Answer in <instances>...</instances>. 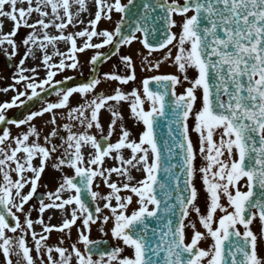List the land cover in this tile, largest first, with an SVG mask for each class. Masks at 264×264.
<instances>
[{
    "label": "snow or ice",
    "instance_id": "1",
    "mask_svg": "<svg viewBox=\"0 0 264 264\" xmlns=\"http://www.w3.org/2000/svg\"><path fill=\"white\" fill-rule=\"evenodd\" d=\"M113 13L120 16L114 29H100L102 21H112ZM34 14L37 18L30 22ZM5 19L13 24L6 34ZM81 25L79 31H67ZM21 28L32 30L22 39L26 51L14 66L12 83L0 89L15 93L10 101L0 102V125H28L16 137L8 127L0 128V254L6 264H36L37 258L45 264V257L47 264H264V0H0V48L9 62L18 55L13 38ZM61 42L67 51L59 50ZM134 42L149 56L167 49L157 61L141 56V71H158L171 61L179 75H153L142 80L141 89L125 92L117 87L114 94L91 98L100 77L75 86L68 84L74 77L54 79L66 69H79V55L94 50L92 73L118 56L131 74L105 73L103 80L128 85L136 80L135 62L120 51ZM109 46L108 53L100 51ZM28 59L40 65L25 67ZM41 66L46 72L42 79ZM189 70L196 73L193 78ZM185 82L190 86L177 94V86ZM49 92L56 102L44 101L41 93ZM74 94L83 99L78 106L70 102ZM34 99L42 101L39 110L29 107ZM121 102L128 103L134 124L142 125L135 138L117 107ZM21 106L26 115L7 117V110ZM102 109L111 116L107 132L100 122ZM45 114L54 127L42 145L32 121ZM58 116L72 122L63 125L67 136L59 146L51 142L58 135ZM160 118H168L162 143L157 134ZM76 124L83 131H73ZM93 128L99 139L89 134ZM192 134L206 162L199 168ZM85 149H91L87 157ZM50 161L61 174L58 186L37 197ZM197 175L207 196L204 214L196 204ZM101 184L109 189L107 194L94 190ZM34 197L40 217L35 220L33 208L25 211ZM49 210L63 214L59 226L50 224L51 215L45 222ZM190 212L203 232L189 219ZM17 213L24 216L23 223ZM97 224L103 236L110 232L114 246L107 239H90L91 226ZM35 225L41 226L40 233ZM74 226L76 242L47 245V234L53 231L71 240ZM29 235L34 248L28 245ZM206 240L210 246L201 248Z\"/></svg>",
    "mask_w": 264,
    "mask_h": 264
},
{
    "label": "flooded vegetation",
    "instance_id": "2",
    "mask_svg": "<svg viewBox=\"0 0 264 264\" xmlns=\"http://www.w3.org/2000/svg\"><path fill=\"white\" fill-rule=\"evenodd\" d=\"M51 32V31H50ZM79 43V41H78ZM22 44V42H21ZM60 51H67L68 45H65L64 43H59L58 46ZM105 49V48H104ZM101 49L100 51L104 52L105 50ZM26 49L25 47H23V49H18V55L14 58L15 59V63H12V67L11 70L14 72L15 71V65L19 62V60L21 59V57L23 56V54L25 53ZM49 54H51L52 51H54V49L51 48V46H49ZM163 53V52H162ZM162 53L159 54H152L151 56L146 55L144 50L142 49V46L137 45V43H133L130 47H123L121 48L120 51V55H130L133 59V61L135 62V71H136V80L134 82H129L128 85L125 86H121L119 85L118 82L116 81H111L109 83H105V82H101L100 85L97 86V88L95 89V91L89 96V98H91L92 96L96 95V94H106V95H111L114 94V89H116L117 87H121L123 91L125 92H129L131 91L133 88H137V89H141V82L143 79L148 78L150 76L153 75H160V74H165V73H155L152 74L151 72H147V71H141V56H148L149 60L151 61H157L162 59L163 57H161ZM39 55V53H38ZM54 62L58 63V57H54ZM87 62H84L83 64H80L81 67L77 70H74L73 72L71 71V69H66L65 71L59 73L54 79L55 80H63L66 77H70V76H88L91 73V70L89 71L88 65L86 64ZM39 60H32V59H28L26 61L25 67H36L38 66ZM112 67L110 68H105L104 71L102 70V74L99 76L100 78L102 77L103 74L105 73H116V74H120V75H124L126 72H128V74H131L130 71L126 70L124 68V65L120 62L119 57L118 56H114V58H112L111 61ZM41 69L43 70V77H45L46 72L45 70L41 67ZM82 73V74H81ZM179 75V73L177 72V69H175L174 74ZM12 75L13 73H11V77L7 78L5 81L1 80L0 81V89L5 88V82L7 83V85L9 86L12 83ZM39 75V74H38ZM188 75V74H187ZM41 78V79H42ZM102 79V78H101ZM75 86V85H73ZM181 86L182 85H178L176 88L177 94H182L181 91ZM190 86V85H189ZM22 87V86H21ZM39 91V90H38ZM15 93L9 91L7 94L4 93H0V102L6 101L7 98H11ZM44 101L46 102H56L57 101V97L55 95H50L48 98H46ZM70 102L72 104V106H78L79 103L83 102L82 97L79 94H74V96L72 98H70ZM110 103H115V102H110ZM41 107V103L39 105H37L36 107H34L32 110H39V108ZM119 108V111L121 112V114L124 117V122H125V126L132 132L133 137H137L139 132H141L143 130L142 125H136L134 124V121L130 118V108L127 102H121L120 105L117 106ZM145 107H147V105H145ZM19 108H12L10 110H7L6 115L8 118H11L12 115L18 110ZM27 114V113H26ZM24 114V115H26ZM23 115V116H24ZM23 116H21L20 118H22ZM17 118V119H20ZM102 118H111L110 113L106 110V109H102L101 113H100V122L103 126V121ZM127 118V119H125ZM13 119V118H11ZM50 119V116L48 114H45L44 117L41 118H37L34 121H32V124L35 125V127L38 129V131L40 132V143L43 145L44 144V137L48 136L52 129H53V125L48 123ZM66 123H72L67 119H61L59 116L57 117V125L55 127H57V131H58V135L56 137L52 138V143L56 144L57 146H59L60 144L63 143L62 138H66L67 133L64 131L63 129V125ZM190 124H191V119H190ZM3 127H8L11 131V135L12 137H16L17 135L25 132L27 130L28 125H22L20 128H16L15 125H3L0 128ZM73 131L76 132H80L83 131V129H81L79 127L78 124H76L73 128ZM118 132V131H117ZM2 134V133H0ZM89 134L92 135H96L99 138V133H97V131L95 130V128L89 130ZM115 135V134H114ZM192 140L194 143V147L196 145H198L197 143V136L195 134H192ZM50 147V145H48ZM62 151V149H61ZM91 151V149H85V156L87 157V153ZM55 155H59V152L56 153ZM125 156L128 155L127 152L124 153ZM55 159V156L53 157V160ZM39 163V158H37L34 161V165H38ZM202 165H206V162L201 158V162L199 163V166ZM67 172V174L71 175L72 172L71 170H65ZM30 175V174H28ZM60 173L54 171L51 168V161L48 163V166L46 167L45 173L42 175V179L39 182V187H38V192H37V197H39L40 195L48 192V191H54L56 189V187L58 186V180L60 178ZM15 174H13V179H15ZM44 185H47V188L44 187ZM29 189L25 188L24 192L26 193ZM37 197H34L32 201H29V203L27 205H25V211H28L29 208H33L32 211V216L31 218L33 220L40 218L38 212L35 210L38 208V199ZM17 215L20 218V221L23 223L24 221V216L17 213ZM51 215L53 217V219L50 221L51 225H56L59 226L62 222V213L60 211H53V210H49L48 212H46L44 214V219L45 222L48 223L47 221V217ZM79 223V222H78ZM92 228V232L96 235L94 238L91 236L90 238L92 240L94 239H98V237L101 235V232L99 231L100 225H93L91 226ZM111 227H105V230H109ZM34 230L37 233H40L42 231V228L40 225H35L34 226ZM8 235H13L12 233H8ZM16 235H19V233H17ZM49 235V239L46 241L47 245L49 246H64V247H68L71 243L76 242L77 240V226H74L71 229V240H68L64 235H62L61 233L57 232V231H53ZM28 240V245L30 247L34 248V243L31 240V236L29 235L27 237ZM64 240L65 243L64 245H60V241ZM115 241H114V245H115ZM78 247H81L80 245H78ZM130 254L128 252L125 253ZM32 255L34 256V258L36 257L35 251H33ZM54 256H56V258H58V254L54 253ZM13 259V261H15V257H11ZM0 264H6V262L4 261V258L2 256V254H0ZM36 264H39V258H37L36 260ZM45 264H47L46 261V257H45Z\"/></svg>",
    "mask_w": 264,
    "mask_h": 264
},
{
    "label": "rangeland",
    "instance_id": "3",
    "mask_svg": "<svg viewBox=\"0 0 264 264\" xmlns=\"http://www.w3.org/2000/svg\"><path fill=\"white\" fill-rule=\"evenodd\" d=\"M93 11V9H92ZM94 12V11H93ZM113 16H114V13L112 14V21L111 22H108V21H102L100 24H99V28L100 29H107V30H110L114 24H113ZM82 18L85 20V24H87V20H88V16L87 14H83L82 15ZM178 21H179V17L176 18ZM6 20V19H5ZM3 21V29L4 31H7L6 33H9L12 28H13V25H7V21ZM10 23V22H9ZM6 27V28H5ZM83 27V25L77 27V28H72V27H69V29L67 30L68 32H73V31H79L81 30V28ZM2 33H3V30H2ZM56 34V33H55ZM8 47V46H7ZM174 49V48H173ZM1 66V65H0ZM172 67V64H171V61H167V65L165 66V69L166 70H169L170 68ZM107 159V158H106ZM112 162V161H107V166L109 165V163ZM133 175H135L137 177V179H140L142 178V175L141 174H138V173H133ZM113 179H116L115 175L113 176ZM99 191H102L101 193L102 194H107V192L109 191V189H107L103 184H101L100 188L98 189ZM122 195H126V193H121ZM103 204V202H102ZM197 206H198V200L196 202ZM107 211V210H106ZM189 218H192L193 220H196L195 217L192 215V213L190 214V217ZM197 221H198V218H197ZM187 223V221H186ZM197 228L199 231H204L203 228L200 226L199 222H197ZM257 230H258V225H257ZM189 230H187L188 232Z\"/></svg>",
    "mask_w": 264,
    "mask_h": 264
},
{
    "label": "water",
    "instance_id": "4",
    "mask_svg": "<svg viewBox=\"0 0 264 264\" xmlns=\"http://www.w3.org/2000/svg\"><path fill=\"white\" fill-rule=\"evenodd\" d=\"M137 3H139V0H136ZM99 65L98 64L96 67H97V71H98V68H99ZM97 73V72H96ZM95 73V74H96ZM94 74V75H95ZM73 81H76V79L72 80V81H68V84L70 82H73ZM85 83H87L88 81L84 80ZM48 93H42L41 96L44 97L46 96ZM35 101L36 100H39V99H34ZM168 118H160V122H159V127L157 129V134L161 140V143L163 142V140L167 139V130H168Z\"/></svg>",
    "mask_w": 264,
    "mask_h": 264
}]
</instances>
